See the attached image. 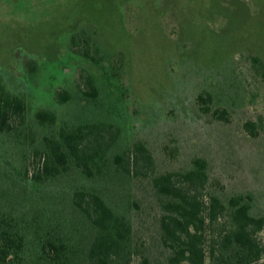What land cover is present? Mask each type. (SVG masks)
<instances>
[{
  "label": "rangeland",
  "instance_id": "obj_1",
  "mask_svg": "<svg viewBox=\"0 0 264 264\" xmlns=\"http://www.w3.org/2000/svg\"><path fill=\"white\" fill-rule=\"evenodd\" d=\"M251 57L264 61V0H0V80L26 97L24 128L35 140L13 152L0 138V164L32 189L23 165L36 169L33 150L52 132L35 124V112L48 109L73 124L108 118L122 130L114 151L142 141L159 172L203 158L205 201L242 195L261 209L264 73ZM89 75L99 86V99L90 104L82 99L93 94ZM203 91L212 93V109L225 108L227 115L202 112L196 98ZM62 92L71 101L59 100ZM247 121L258 123L255 134L244 129ZM164 145L176 147L177 157H168ZM63 179L37 190L100 188L76 171ZM104 186L119 193L115 180ZM141 186L129 189L136 201H148Z\"/></svg>",
  "mask_w": 264,
  "mask_h": 264
},
{
  "label": "trees",
  "instance_id": "obj_2",
  "mask_svg": "<svg viewBox=\"0 0 264 264\" xmlns=\"http://www.w3.org/2000/svg\"><path fill=\"white\" fill-rule=\"evenodd\" d=\"M79 43L89 44L87 39ZM81 50L88 55L85 47ZM251 60L264 73V61ZM86 80L93 94L83 93L82 99L90 104L99 99V86L90 75ZM58 96L65 104L71 101L66 92ZM116 96L117 102L123 98ZM196 102L206 114L227 115L225 108L212 109L210 92L199 93ZM29 112L26 97L0 80V138L11 143L10 151H22L25 142L35 141L24 128ZM68 120L48 109L33 114L35 124L52 132L33 150L36 169L23 165L32 189L0 164V264H264V207L242 195L205 201L206 160L190 158L178 170L159 172L142 141L114 151L122 130L108 118ZM258 126L247 121L244 129L255 134ZM173 147L164 145L172 159L178 154ZM74 171L99 182L100 188L37 190L45 183L68 181ZM114 180L115 196L104 186ZM137 183L148 201L134 199L129 186Z\"/></svg>",
  "mask_w": 264,
  "mask_h": 264
}]
</instances>
